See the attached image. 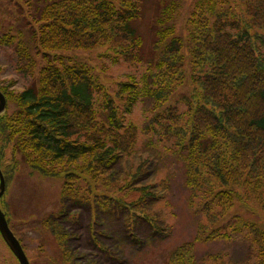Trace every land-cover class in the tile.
Returning <instances> with one entry per match:
<instances>
[{"label":"trees","instance_id":"1","mask_svg":"<svg viewBox=\"0 0 264 264\" xmlns=\"http://www.w3.org/2000/svg\"><path fill=\"white\" fill-rule=\"evenodd\" d=\"M19 1L29 9L27 30L1 36L0 44L13 46L18 71L34 84L20 93L0 87L7 105L14 106L11 114L0 115L5 184L22 162L42 178L60 179L62 197L88 201L90 195L110 194L108 201L129 205L114 198L126 187L109 171L120 157L132 155L137 128L119 116L109 97L106 120L96 116L90 69L74 54L108 45L114 59L140 62L143 41L133 23L141 0ZM160 4L155 59L144 86L138 90L130 77L119 83L115 98L126 114L141 99L153 101L148 124L181 154L189 203L197 201L205 211L194 240L177 247L167 264H197L196 244L227 240L222 230L231 216L237 219L232 233H249L258 264H264V228L232 213L243 207L264 216V0H197L180 36L172 24L177 0ZM186 85L192 91L179 100L186 111L166 106ZM6 152L9 170L1 167ZM138 175H128L129 186ZM137 191L138 204L152 197L149 187Z\"/></svg>","mask_w":264,"mask_h":264},{"label":"rangeland","instance_id":"2","mask_svg":"<svg viewBox=\"0 0 264 264\" xmlns=\"http://www.w3.org/2000/svg\"><path fill=\"white\" fill-rule=\"evenodd\" d=\"M162 1L141 0L140 17L133 23L143 41L140 62L114 59L108 45L74 54L90 69L94 83L92 105L96 116L106 120L109 106L105 98L109 97L113 99L112 104L117 107L119 116L137 128L132 155L120 157L109 171L119 186L126 187L114 198L125 200L129 205L119 206L108 201L106 198L111 197L110 194L96 199L90 195L88 201L62 197L60 179L42 178L18 162L15 171L8 174L0 207L29 264H167L177 247L192 242L196 237L205 211L198 208L200 203L197 201L192 202L193 207L189 203L181 154L170 141L162 139L157 126L151 128L148 124L153 101L141 99L132 113L126 114L124 103L115 98L119 83L130 77L138 90L144 86L150 62L153 57L155 59L152 50L154 23ZM195 1L177 0L179 9L172 22L177 36L183 32ZM23 4L19 0H0V37L5 34L15 36L18 31L27 30L29 9ZM33 84L32 77L18 71L13 46L0 44V87L10 85V91L20 93ZM191 91L192 87L186 85L172 96L166 106L176 107L179 113L185 112L186 107L179 100ZM13 111L14 106L8 103L5 113L9 115ZM8 157L6 152L1 167L8 169ZM133 173L139 175L129 186L128 175ZM129 187L135 188L134 191L128 193ZM142 187H149L152 197L138 204L137 188ZM133 202L137 204L130 206ZM243 209L234 208L232 213L253 219L264 228V216L250 215ZM144 215L152 219L153 224ZM236 220L231 216L223 227L227 240H207L196 244L197 264H214L208 261L212 256H219V264H258V247L252 236L246 231L232 233ZM0 264H19L1 236Z\"/></svg>","mask_w":264,"mask_h":264},{"label":"water","instance_id":"3","mask_svg":"<svg viewBox=\"0 0 264 264\" xmlns=\"http://www.w3.org/2000/svg\"><path fill=\"white\" fill-rule=\"evenodd\" d=\"M7 103L4 95L0 91V115L6 110ZM5 180L0 170V199L5 192ZM0 236L10 252L16 258L19 264H29V261L25 255V252L19 243L18 239L14 236L13 232L9 228L4 212L0 208Z\"/></svg>","mask_w":264,"mask_h":264}]
</instances>
